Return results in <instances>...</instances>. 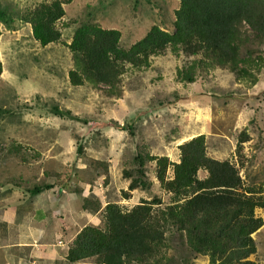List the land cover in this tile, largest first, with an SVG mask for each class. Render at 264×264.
<instances>
[{"label": "rangeland", "instance_id": "rangeland-1", "mask_svg": "<svg viewBox=\"0 0 264 264\" xmlns=\"http://www.w3.org/2000/svg\"><path fill=\"white\" fill-rule=\"evenodd\" d=\"M50 1L0 0L13 20L12 28L1 24L0 37V264L63 261L85 225H104L103 213L90 215L82 208L86 196H110L125 210L147 198L138 191L131 199L120 194L127 189L122 160L143 137L152 139L155 154L179 162L177 146L205 134L211 156L230 158L240 165L246 184L264 186V73L251 88L219 69L187 84L177 75L183 57L168 52L153 57L147 70L128 65L119 99L107 96L103 85L73 86L69 44L79 22L91 19L122 31L121 46L128 48L154 24L171 27L179 1L70 0L57 23L61 41L43 47L23 19L37 4ZM36 93L45 105L36 107ZM54 104L68 109V118L54 115ZM245 129L251 139L236 153ZM95 130L102 132L100 139L94 137ZM79 144L84 154L78 153ZM89 158L110 160L107 184L102 174L91 171ZM45 185L49 189L30 192ZM254 237L255 260L264 264V227ZM195 264L209 263L200 258Z\"/></svg>", "mask_w": 264, "mask_h": 264}, {"label": "trees", "instance_id": "trees-1", "mask_svg": "<svg viewBox=\"0 0 264 264\" xmlns=\"http://www.w3.org/2000/svg\"><path fill=\"white\" fill-rule=\"evenodd\" d=\"M178 1L171 27L154 24L128 48L121 46L122 31L102 27L91 19L79 22L69 44L75 65L69 71L71 84L103 85L107 96L119 99L128 65L147 70L153 57L168 52L183 57L184 65L177 69V75L187 84L218 69L234 74L236 82L247 88L261 82L264 0ZM68 2H41L24 16L41 46L61 41L63 34L57 23L66 15L64 4ZM12 21L0 5V37L1 24L12 28ZM3 71L0 58V83ZM35 97L36 107L45 105L39 93ZM50 111L63 118L71 114L56 104ZM101 135L100 130L94 131V137L100 139ZM250 139L243 130L236 153H241ZM151 140L141 138L122 160L127 189L121 190V197L131 199L132 192L138 191L147 198L125 210L110 196L108 200L102 194L86 196L82 208L90 215L103 213L104 225H85L70 242L65 259L56 264H195L200 258L209 264H257L254 235L264 227V186L246 184L240 165L230 158L211 156L205 134L177 146L179 162L155 154ZM83 152L79 144L78 153ZM89 160L91 171L102 174L107 184L110 160ZM44 189L49 186L30 192L37 194Z\"/></svg>", "mask_w": 264, "mask_h": 264}, {"label": "clouds", "instance_id": "clouds-1", "mask_svg": "<svg viewBox=\"0 0 264 264\" xmlns=\"http://www.w3.org/2000/svg\"><path fill=\"white\" fill-rule=\"evenodd\" d=\"M194 138V137H193ZM192 139V138H191Z\"/></svg>", "mask_w": 264, "mask_h": 264}]
</instances>
